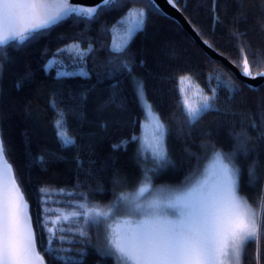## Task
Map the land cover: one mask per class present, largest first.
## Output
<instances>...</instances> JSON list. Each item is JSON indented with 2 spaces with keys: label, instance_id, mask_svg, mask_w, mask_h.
I'll return each mask as SVG.
<instances>
[{
  "label": "snow or ice",
  "instance_id": "6c2138e0",
  "mask_svg": "<svg viewBox=\"0 0 264 264\" xmlns=\"http://www.w3.org/2000/svg\"><path fill=\"white\" fill-rule=\"evenodd\" d=\"M168 2L176 7V0ZM125 3L126 0H99L92 5L76 4L72 0H0V78L4 64L9 62L7 48L19 51L68 21L77 26L84 24L85 30H91L104 13L119 10ZM146 3L148 7L157 8L154 0H146ZM147 19L145 8L131 7L110 28L107 22L101 24L102 35H117V40L106 46L110 58L103 74L105 77L118 72L132 75L133 62L128 58V48L135 35L144 31ZM214 19L219 21L218 16ZM98 42L99 37L88 38L83 31L78 33L69 43L51 52L42 65L43 71L49 74L55 70L57 82L90 79L93 70L89 62L95 63L93 57L98 53ZM241 52L244 54L243 48ZM251 67L244 54L242 75L251 79L264 77V70L253 74ZM132 78L143 111V105L148 103L144 84L142 80ZM180 79L191 82L192 77ZM15 86L19 89L22 82L18 81ZM196 87L200 93L198 104L189 103L183 98V88L180 90L189 129L205 114L221 111L216 100L222 88L228 89L230 99L240 91L220 76L216 77V87L209 89L210 94H205L198 84ZM248 88L258 90L253 85ZM61 103L56 95L50 99V106L57 115L53 124L57 140L62 149H68L77 146L68 116L77 115L78 110L76 107L67 110L60 106ZM149 111H154L150 104ZM228 114L227 110L223 113ZM154 119L156 135L151 156L138 147L133 157L141 173L135 187L129 189L128 177H120L115 171L111 181L112 199L102 204L94 199L95 195L107 192L100 184L92 188L78 180L70 187L41 185L38 189L41 212L35 227L22 181L9 161L0 127V264H50V261L85 264L89 250L94 251L99 264L109 258L114 264H241L244 250L250 243L256 245L257 264H260V246L264 239V188L260 189L255 205L242 192L245 174L249 188H258L264 181V169L260 164V155L264 153V121L261 124L253 121L249 125L256 132L255 137L246 130L235 135L230 133L233 143L229 151L212 140L202 141V155L188 153L196 162L190 164L184 179L178 184L158 187L154 183L155 177L168 166L175 165L166 143L170 128L158 113ZM2 121L0 115V125ZM99 126L106 129L107 122L102 121ZM178 135H184L183 128L178 130ZM137 142L138 137L133 133L113 144L112 149L114 152L127 151L129 144ZM38 160L41 164L45 162L44 156ZM78 164L82 166V162L78 161ZM209 165L211 181L205 175ZM86 175L91 177L93 173L89 170ZM117 188L127 190L118 192ZM121 216L127 217L122 221L123 231L112 228L110 223ZM38 231L42 237L46 234L47 243L41 247L37 243Z\"/></svg>",
  "mask_w": 264,
  "mask_h": 264
},
{
  "label": "trees",
  "instance_id": "16d2710c",
  "mask_svg": "<svg viewBox=\"0 0 264 264\" xmlns=\"http://www.w3.org/2000/svg\"><path fill=\"white\" fill-rule=\"evenodd\" d=\"M176 6L199 37L241 72L244 54L253 74L264 70V0H215V11L214 0H176ZM131 7H143L148 15L144 31L135 35L128 48V58L133 62L132 75L118 72L105 77L103 74L110 58L106 46L111 43L112 33L102 35L101 24L107 22L110 28ZM157 9L148 7L146 0L135 3L126 0L121 9L104 13L91 30H85L84 24L77 26L68 21L19 51L7 48L9 62L4 64L0 78L3 90L0 127L9 161L22 181L34 227L41 212L38 191L41 185L70 187L78 180L92 188L100 184L107 192L95 195L94 199L102 204L112 199L111 181L115 171L120 177H128L129 189L136 186L141 175L133 160L138 143L129 144L127 151L114 152L112 149L113 144L133 133L138 135L140 131L142 109L133 76L143 81L147 101L170 128L166 143L175 167L170 165L155 177L154 183L158 187L178 184L184 179L190 164L196 162L188 153L202 155V141L212 140L229 151L233 143L230 133L235 135L246 130L256 136L249 125L253 121L257 124L264 121V83L256 87L257 91L249 90L230 69L210 58L185 29ZM217 16L218 22L214 19ZM82 31L88 38L99 37L98 53L93 57L95 63L89 62L93 75L87 80L77 78L57 82L55 70L45 74L42 65L51 52L69 43ZM96 73L101 75L98 77ZM189 75L205 94H210L209 89L216 87L217 76L240 88L234 99L229 98L227 88H222L216 100L221 111L205 114L191 129L187 125L180 91V77ZM18 81L22 82L19 89L15 86ZM54 95L62 102L61 107L78 110L77 115L68 116L70 131L77 137L75 147L62 149L57 140L53 126L57 115L50 106ZM113 100L116 102L112 103ZM225 110L228 115H223ZM102 121L107 122L106 129L99 126ZM181 128L183 136L178 135ZM40 156L45 158L43 164L38 160ZM260 164L264 169V153L260 155ZM89 170L93 173L91 177L86 175ZM243 181L242 194H247L255 205L264 181L255 189L246 186V174ZM124 190L127 189H116L118 192ZM37 243L38 247L46 245V234L42 237L38 231ZM259 258L260 264H264V239L261 240ZM45 259L49 260L47 256ZM50 264L55 262L50 261ZM85 264H99L94 251L89 250ZM104 264L114 262L109 258ZM241 264H257L255 243L247 245Z\"/></svg>",
  "mask_w": 264,
  "mask_h": 264
},
{
  "label": "rangeland",
  "instance_id": "374dc122",
  "mask_svg": "<svg viewBox=\"0 0 264 264\" xmlns=\"http://www.w3.org/2000/svg\"><path fill=\"white\" fill-rule=\"evenodd\" d=\"M117 40L116 33H112V40L111 43ZM183 77V76H182ZM181 78V77H180ZM181 81V79H180ZM180 87L183 88V97L187 98L188 102L191 104H198L200 101V93L196 87V85L191 81H183L180 84ZM141 106V101H139ZM144 110L142 111V117L140 120V131L137 135L138 137V147L144 151L149 157L151 156V146L154 143V138L156 135V123H155V116L156 113L154 111H149V102L143 105ZM148 113L147 116L145 113ZM151 167V164H148ZM211 167L209 165L207 172L205 175L208 176L209 180L213 179L211 176ZM127 217H117L115 220L111 221L112 228H118L119 230L123 231V219Z\"/></svg>",
  "mask_w": 264,
  "mask_h": 264
},
{
  "label": "water",
  "instance_id": "95a60500",
  "mask_svg": "<svg viewBox=\"0 0 264 264\" xmlns=\"http://www.w3.org/2000/svg\"><path fill=\"white\" fill-rule=\"evenodd\" d=\"M73 3L76 4H84V5H92L98 3L99 0H72ZM157 8L167 17L173 19L177 22L183 29H185L192 39L204 50V52L212 59L220 61L225 67L230 69L233 75L244 82L247 86L253 85L255 88L260 84L264 83V77H256L255 79H251L250 77L242 75V72L231 62H229L226 58L220 55L217 51L211 48L208 44H206L197 34V32L192 28L187 19L181 13L179 8L173 7L172 4L168 2V0H154Z\"/></svg>",
  "mask_w": 264,
  "mask_h": 264
},
{
  "label": "bare ground",
  "instance_id": "6f19581e",
  "mask_svg": "<svg viewBox=\"0 0 264 264\" xmlns=\"http://www.w3.org/2000/svg\"><path fill=\"white\" fill-rule=\"evenodd\" d=\"M179 8V7H178ZM127 11V10H126ZM160 11V10H159ZM181 11V10H180ZM163 14V13H162ZM164 15V14H163ZM121 16V15H120ZM119 18V17H118ZM188 21V20H187ZM178 24V23H177ZM194 29V28H193Z\"/></svg>",
  "mask_w": 264,
  "mask_h": 264
}]
</instances>
